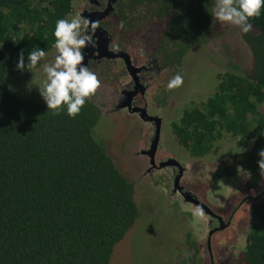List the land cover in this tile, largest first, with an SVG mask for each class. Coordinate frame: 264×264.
Listing matches in <instances>:
<instances>
[{
	"label": "trees",
	"instance_id": "1",
	"mask_svg": "<svg viewBox=\"0 0 264 264\" xmlns=\"http://www.w3.org/2000/svg\"><path fill=\"white\" fill-rule=\"evenodd\" d=\"M127 6L126 11L135 9ZM214 7L215 0H147L152 15L170 11L163 32L168 40L160 45L169 63L180 65L192 45L217 33ZM72 8L73 0H0V264H109L115 244L139 215L133 181L95 136L98 106L88 99L75 118L54 115L45 102L23 97L6 80L24 71L16 68L21 50L26 57L34 48H53L55 22ZM250 23L255 32L242 33L252 56L249 71L219 74L214 92L188 101L171 128L189 154L200 158L229 134L237 147L223 170L250 172L245 186L259 188L264 183L257 165L264 148V9ZM248 214L238 263L264 264V193L251 202Z\"/></svg>",
	"mask_w": 264,
	"mask_h": 264
},
{
	"label": "flooded vegetation",
	"instance_id": "2",
	"mask_svg": "<svg viewBox=\"0 0 264 264\" xmlns=\"http://www.w3.org/2000/svg\"><path fill=\"white\" fill-rule=\"evenodd\" d=\"M128 4L135 5L133 7L135 9L126 11L129 8ZM146 9L147 0L143 2L80 0L77 9L72 8L67 15L68 17L70 14L74 16L79 13L83 18L88 19L90 24L97 25L93 45L83 50L85 53L83 63L101 80V86L96 94L89 99L98 106L101 116L119 118L126 125L131 121L135 122L136 127L132 128L133 137L125 153L129 160L136 162L140 177L155 178L167 188L165 192H168L170 199L178 198L188 203L193 211L199 206L185 200L179 187L197 194L199 201L211 208L213 214L204 210L205 215L202 220L206 225L200 240L199 238L191 240V235L188 239L193 243L190 246L193 248L195 259L201 258V254L203 256L201 264L203 259V264H227L230 261L231 264L238 263V256L232 260H221L213 254V235L230 226L235 220L242 219L246 220V224L249 223V214L247 215L249 206L258 193H264V183L259 188H247L244 184L239 192L242 198L236 204L219 207L210 202L211 197L191 188L190 182L198 176L200 171V168H194L193 162L203 161L198 160L200 157L189 154L187 149L177 141L172 128L170 135L165 129L167 119L171 118L169 108L173 104L174 90H166V84L171 77L182 70L185 54L181 57L180 65L174 66L173 63H169L160 45L168 40V37L164 39L163 32L168 27L170 11H165L163 15L158 16L152 15L150 10ZM153 11L156 12L157 9ZM213 37L210 33L208 40ZM175 120L174 118L172 123ZM172 139H176L177 144L191 157L190 159L179 156ZM233 151L228 153V157ZM228 157L224 161H219L222 162L219 174L223 175V178L225 177L232 186L238 180V174L237 169H230L229 172L223 170L225 164L229 165ZM214 162L218 161L214 160ZM245 207L246 210L248 209L246 213ZM240 208L242 211L239 215L242 218H235L234 215ZM220 225L223 227L219 228ZM197 236L199 237L198 233ZM204 243H206L205 249ZM203 250H206L205 254ZM240 254L241 250L238 252V255Z\"/></svg>",
	"mask_w": 264,
	"mask_h": 264
},
{
	"label": "rangeland",
	"instance_id": "3",
	"mask_svg": "<svg viewBox=\"0 0 264 264\" xmlns=\"http://www.w3.org/2000/svg\"><path fill=\"white\" fill-rule=\"evenodd\" d=\"M79 2L73 0V8L77 9ZM72 16L70 14L68 18ZM218 24L219 30L213 38L204 44L196 43L185 52L180 71L184 83L172 92L173 104L169 108L171 118L165 123L168 134H172V121L182 116L188 101L203 100L214 92L219 74L230 71L244 75L251 67V52L240 30L232 25ZM250 32L254 33V28ZM46 54L44 61L33 72L25 70L7 75L10 88L23 97L44 102L38 90V85L44 79L40 69L43 62L54 59L55 49L46 51ZM135 127L134 121L126 125L119 118L102 115L94 128L95 136L104 142L119 170L133 181L134 198L139 207V215L134 224L115 244L109 264H201L203 256L200 254L201 258L195 259L188 239L191 235V240H200L206 224L202 218L193 216L191 205L178 198L170 199L168 192H165L167 188L155 178L140 177L136 162L129 160L125 153L133 137L132 128ZM172 140L179 156L190 159L176 139ZM235 147L236 140L225 134L215 143L210 154L198 159L203 162H193L194 168H200V171L190 182L191 188L211 197L210 202L216 207L234 205L242 198L239 192L244 186L246 174L237 171L238 180L232 186L219 174L222 166L219 161L227 159L228 153ZM240 211L242 208L236 211L235 218H242ZM244 212H248L246 207ZM247 231L246 220L238 219L224 230L215 232L213 254L221 260L236 259L238 252L245 246ZM227 264H231V261Z\"/></svg>",
	"mask_w": 264,
	"mask_h": 264
},
{
	"label": "clouds",
	"instance_id": "4",
	"mask_svg": "<svg viewBox=\"0 0 264 264\" xmlns=\"http://www.w3.org/2000/svg\"><path fill=\"white\" fill-rule=\"evenodd\" d=\"M262 9L264 0H215L211 15L220 23L235 26L241 33L247 34L253 27L250 20L259 17ZM96 27V24H90L89 20L79 13L71 18H58L55 22L52 31L55 39L52 46L56 54L52 61L42 63L40 70L44 79L42 84L38 85L39 94L47 110H51L54 115L65 112L69 117L75 118L87 100L94 96L101 86L97 74L83 63L85 59L83 50L93 45ZM46 55L42 47L28 51L26 57L25 52L21 50L16 68L20 71L27 69L33 72L38 64L44 61ZM183 83V76L177 73L167 81L166 90L179 88ZM257 155L259 174L264 177V148H261ZM244 177L250 178V172ZM192 214L203 218L205 212L203 207H197Z\"/></svg>",
	"mask_w": 264,
	"mask_h": 264
},
{
	"label": "water",
	"instance_id": "5",
	"mask_svg": "<svg viewBox=\"0 0 264 264\" xmlns=\"http://www.w3.org/2000/svg\"><path fill=\"white\" fill-rule=\"evenodd\" d=\"M181 170L182 169L180 168V171ZM179 189L181 190V193H182L185 200L190 201L199 207H203L205 212L213 214L210 207L206 206L205 204H203L199 201V199L197 198V196H198L197 194H195V193L193 194L187 190H184L182 187H179ZM222 227H223V225L219 226V228H222Z\"/></svg>",
	"mask_w": 264,
	"mask_h": 264
}]
</instances>
